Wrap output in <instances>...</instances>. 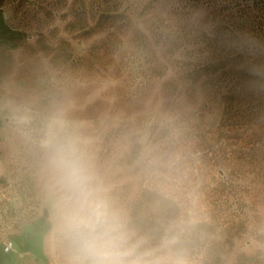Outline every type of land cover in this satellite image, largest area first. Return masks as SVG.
I'll list each match as a JSON object with an SVG mask.
<instances>
[{"label":"rangeland","instance_id":"1","mask_svg":"<svg viewBox=\"0 0 264 264\" xmlns=\"http://www.w3.org/2000/svg\"><path fill=\"white\" fill-rule=\"evenodd\" d=\"M0 8L27 34L16 50L0 47V239L41 264H70L40 145L59 111L152 247L175 237L192 264H264V113L227 111L180 71L211 58V0Z\"/></svg>","mask_w":264,"mask_h":264},{"label":"clouds","instance_id":"2","mask_svg":"<svg viewBox=\"0 0 264 264\" xmlns=\"http://www.w3.org/2000/svg\"><path fill=\"white\" fill-rule=\"evenodd\" d=\"M40 145L70 264H192L175 237L165 236L155 248L130 226L108 195L94 158L59 111L45 121Z\"/></svg>","mask_w":264,"mask_h":264},{"label":"trees","instance_id":"3","mask_svg":"<svg viewBox=\"0 0 264 264\" xmlns=\"http://www.w3.org/2000/svg\"><path fill=\"white\" fill-rule=\"evenodd\" d=\"M249 2L211 0L215 24L207 39L211 58L183 63L180 71L192 83H202L203 91L212 98L220 97L225 110L241 111L251 119L264 113V1L254 5ZM26 38V33L13 30L0 37V47L16 50ZM37 232L39 236L46 233L43 229ZM251 262L241 259L238 264Z\"/></svg>","mask_w":264,"mask_h":264},{"label":"crops","instance_id":"4","mask_svg":"<svg viewBox=\"0 0 264 264\" xmlns=\"http://www.w3.org/2000/svg\"><path fill=\"white\" fill-rule=\"evenodd\" d=\"M12 31L13 30L9 27L7 23V16L5 12L0 8V37L10 35ZM21 236L22 234L18 237ZM8 241L13 242L14 244V249L11 252H6L5 250L6 243ZM40 256L43 257L42 255ZM0 264H41V260L36 259L32 252H21V250H19V248L17 247L15 241H12L10 239H0Z\"/></svg>","mask_w":264,"mask_h":264},{"label":"built area","instance_id":"5","mask_svg":"<svg viewBox=\"0 0 264 264\" xmlns=\"http://www.w3.org/2000/svg\"><path fill=\"white\" fill-rule=\"evenodd\" d=\"M13 249H14V244H13V242L8 241V242L6 243V247H5L6 252H11V251H13Z\"/></svg>","mask_w":264,"mask_h":264},{"label":"water","instance_id":"6","mask_svg":"<svg viewBox=\"0 0 264 264\" xmlns=\"http://www.w3.org/2000/svg\"><path fill=\"white\" fill-rule=\"evenodd\" d=\"M48 217H49V212L46 211V212H45V218H48Z\"/></svg>","mask_w":264,"mask_h":264}]
</instances>
